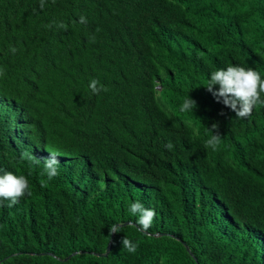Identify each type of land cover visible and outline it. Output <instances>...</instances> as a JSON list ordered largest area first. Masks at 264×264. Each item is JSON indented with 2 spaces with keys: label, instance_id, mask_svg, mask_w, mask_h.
Returning <instances> with one entry per match:
<instances>
[{
  "label": "trees",
  "instance_id": "trees-1",
  "mask_svg": "<svg viewBox=\"0 0 264 264\" xmlns=\"http://www.w3.org/2000/svg\"><path fill=\"white\" fill-rule=\"evenodd\" d=\"M40 3L0 0V169L31 193L0 206V264H264V105L237 119L205 88L230 64L264 78V0Z\"/></svg>",
  "mask_w": 264,
  "mask_h": 264
},
{
  "label": "clouds",
  "instance_id": "clouds-1",
  "mask_svg": "<svg viewBox=\"0 0 264 264\" xmlns=\"http://www.w3.org/2000/svg\"><path fill=\"white\" fill-rule=\"evenodd\" d=\"M41 8L44 6V0H41ZM81 22H86L85 17L80 18ZM66 29V25L61 23L58 25ZM13 53L16 48L10 49ZM4 75V70L0 69V76ZM88 87L93 94H99L101 91H107L104 85L99 80L93 78L90 80ZM159 88V82H154V90ZM208 92L212 94L217 103H222L235 113L237 119L248 118L254 107L264 105V78L255 69L245 68L240 65H228L226 68H220L210 73L207 85L205 86ZM196 101L189 96L184 100L180 107L181 112L193 111L196 108ZM221 115L224 113L221 112ZM212 135L205 142L206 148L216 150L217 145L221 142V134L218 131L216 124L212 125ZM165 148L171 150L173 145L171 142L165 145ZM21 159L31 160L35 164L41 162V158H36L28 152L21 154ZM43 173L46 174L50 181L59 175L58 153L49 152L46 157H43ZM28 179L23 175H16L13 172L0 169V206L8 200L7 207L15 206L25 195H30ZM128 212L131 216L136 217V226L139 231L147 232L151 227L157 213L152 208H146L140 201L131 203L128 206ZM121 227L118 224H113L109 227L110 235L119 233ZM122 248L130 253H135L138 245L133 243L126 236L121 240Z\"/></svg>",
  "mask_w": 264,
  "mask_h": 264
},
{
  "label": "water",
  "instance_id": "water-1",
  "mask_svg": "<svg viewBox=\"0 0 264 264\" xmlns=\"http://www.w3.org/2000/svg\"><path fill=\"white\" fill-rule=\"evenodd\" d=\"M109 251V248H108V250H107V252ZM76 253H73L71 256H73V255H75ZM105 255H107V253L105 254Z\"/></svg>",
  "mask_w": 264,
  "mask_h": 264
}]
</instances>
